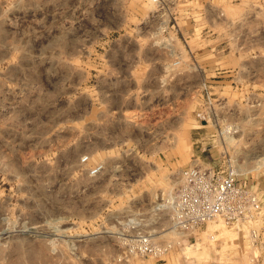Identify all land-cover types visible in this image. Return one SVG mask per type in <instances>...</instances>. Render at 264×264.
<instances>
[{
	"label": "rangeland",
	"instance_id": "rangeland-1",
	"mask_svg": "<svg viewBox=\"0 0 264 264\" xmlns=\"http://www.w3.org/2000/svg\"><path fill=\"white\" fill-rule=\"evenodd\" d=\"M163 2L0 0V264H260L247 230L178 232L156 206L192 166L264 201V0ZM130 54L170 63L134 147L127 114L100 110L130 94ZM130 221L168 252L130 256Z\"/></svg>",
	"mask_w": 264,
	"mask_h": 264
},
{
	"label": "built area",
	"instance_id": "built-area-1",
	"mask_svg": "<svg viewBox=\"0 0 264 264\" xmlns=\"http://www.w3.org/2000/svg\"><path fill=\"white\" fill-rule=\"evenodd\" d=\"M150 1L155 4L156 12L164 11L166 3L163 0ZM169 23L170 19L161 22L162 32L174 27ZM87 159L84 157L81 161ZM100 169L101 166H97L89 173L96 174ZM162 201L156 206V211H167L170 225L175 231L190 232L216 221L231 230H247L248 242L260 248V264H264V201L257 192L238 181L233 169L192 166L183 170L174 193ZM131 231L130 256L161 259L168 252L169 247L154 242L148 233L137 230L132 221Z\"/></svg>",
	"mask_w": 264,
	"mask_h": 264
},
{
	"label": "crops",
	"instance_id": "crops-1",
	"mask_svg": "<svg viewBox=\"0 0 264 264\" xmlns=\"http://www.w3.org/2000/svg\"><path fill=\"white\" fill-rule=\"evenodd\" d=\"M131 42H133V39L130 37V48L132 49ZM168 64L170 63L164 57L136 58L131 54L130 59L120 57L116 60V71L128 82L127 90L130 82V94H124L125 89L122 87L123 92H118L113 97L116 104L108 107L104 105L100 110L117 114H127V127L130 126V145L133 147L136 145H147L152 142L145 135L149 128L144 124V121L149 117L146 115L143 93H149L158 102L161 101V98L166 97L167 89L165 81ZM172 95L177 96L175 91ZM1 120L2 114L0 112V122ZM136 123L138 124L137 126L135 125ZM131 151L132 154L130 156L134 157V159L135 157L137 158L136 154H133V150Z\"/></svg>",
	"mask_w": 264,
	"mask_h": 264
},
{
	"label": "bare ground",
	"instance_id": "bare-ground-1",
	"mask_svg": "<svg viewBox=\"0 0 264 264\" xmlns=\"http://www.w3.org/2000/svg\"><path fill=\"white\" fill-rule=\"evenodd\" d=\"M229 137H230V136H229ZM230 140H231V139H230ZM156 191H157V190H156ZM151 193H152V192H151ZM151 193H150V194H151ZM154 198H155V197H154ZM31 227H32V226H30L29 230H30V231L34 230V229L31 228ZM27 229H28V228H27Z\"/></svg>",
	"mask_w": 264,
	"mask_h": 264
}]
</instances>
